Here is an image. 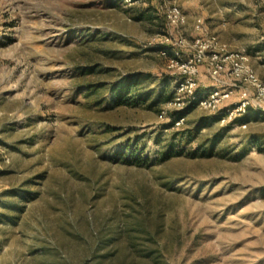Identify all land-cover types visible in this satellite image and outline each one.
<instances>
[{"label": "rangeland", "instance_id": "374dc122", "mask_svg": "<svg viewBox=\"0 0 264 264\" xmlns=\"http://www.w3.org/2000/svg\"><path fill=\"white\" fill-rule=\"evenodd\" d=\"M204 1L264 76V0ZM174 3L0 0V264H264L263 118L172 127Z\"/></svg>", "mask_w": 264, "mask_h": 264}, {"label": "built area", "instance_id": "2783aa9c", "mask_svg": "<svg viewBox=\"0 0 264 264\" xmlns=\"http://www.w3.org/2000/svg\"><path fill=\"white\" fill-rule=\"evenodd\" d=\"M183 12L175 3L168 5L165 12L168 27L179 33L176 37L165 33L163 37L164 44L172 46L169 68L176 78L174 96L166 104V108L170 111H182L195 105L198 110L214 114L224 110L221 121L230 123L249 109L264 113V80L254 70L250 57L244 51L232 49L219 35L210 33L203 18L197 17L190 23ZM188 27L194 34L191 41L182 34ZM165 52L166 49L163 48L162 53ZM203 68L210 79V85L198 94L202 84L199 77ZM236 95L240 98L232 105H227ZM166 112L167 110L161 112V119ZM185 120V116L179 117L175 127L182 128ZM262 123L264 124V118ZM240 127L245 129L247 124Z\"/></svg>", "mask_w": 264, "mask_h": 264}, {"label": "crops", "instance_id": "0c3cea01", "mask_svg": "<svg viewBox=\"0 0 264 264\" xmlns=\"http://www.w3.org/2000/svg\"><path fill=\"white\" fill-rule=\"evenodd\" d=\"M207 2V3H206ZM223 6H227V0H223L222 2H220ZM210 4H213V3H210L208 1H204V0H181V9L182 11L185 12L186 16L188 17L190 23H192V21L194 19H196L197 17H201L203 19H211L210 15L208 12H205V11H201L200 8L201 7H206ZM217 7H218V4H217ZM183 12V13H184ZM212 13H215V12H212ZM210 33H212L210 30H208ZM192 36H194V34H192ZM193 38V37H192ZM257 50V49H256ZM262 51H254L253 49H250L248 51V56L250 57V61H251V65L253 66V68L255 69V71L258 73L260 71L259 67L261 66V64H258L256 62V60L253 58V56L257 53H260ZM261 54V53H260ZM262 56V55H261ZM264 56V55H263ZM261 62L262 64L264 65V57L261 58ZM259 75V74H258ZM260 76V75H259ZM262 79H264V76L261 75L260 76ZM199 80L201 81V83H204L205 81H209V78L206 74V71L203 69H201V72H200V77H199ZM239 95V94H238ZM236 95L235 97H233L232 101L231 102H235L237 101L240 97ZM261 118H264V113H250L249 114V119H250V122H257L259 121Z\"/></svg>", "mask_w": 264, "mask_h": 264}, {"label": "trees", "instance_id": "16d2710c", "mask_svg": "<svg viewBox=\"0 0 264 264\" xmlns=\"http://www.w3.org/2000/svg\"><path fill=\"white\" fill-rule=\"evenodd\" d=\"M149 19L152 20L151 17H149ZM132 86H133V83H129V81L120 82L118 84L113 85L111 90L113 93L112 98H113L114 103L122 104V103L128 102L130 100V98H127V97H128V94H130V90H131ZM198 94H200L199 91H198ZM173 96L174 95L172 94V96L169 97L166 104L172 99ZM194 106L195 105H190L189 107H187L186 109H184L182 111H171L170 112V118H171L172 127L175 128L176 120L179 119V117L184 116L185 111L189 110L191 107H194ZM251 110L252 109H249V111H247V113H245L243 116L232 121L230 123V125L239 124L242 120H244V119L246 120V118L250 122L249 114H250ZM252 111H254V110H252ZM254 112L258 113V111H254ZM219 113H220V115L218 116V119L221 121L222 118L224 117L225 113L222 111H219ZM248 121L244 122L243 124H247ZM174 154H175V151L172 153L171 148H169L168 150H165L164 152L161 153L160 159H161V161L164 162L165 160L170 159Z\"/></svg>", "mask_w": 264, "mask_h": 264}]
</instances>
